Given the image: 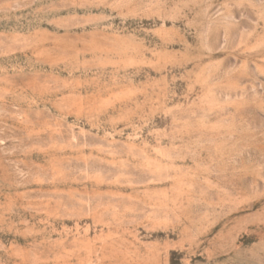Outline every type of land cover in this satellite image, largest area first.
<instances>
[{"label": "rangeland", "instance_id": "obj_1", "mask_svg": "<svg viewBox=\"0 0 264 264\" xmlns=\"http://www.w3.org/2000/svg\"><path fill=\"white\" fill-rule=\"evenodd\" d=\"M0 264H264V0H0Z\"/></svg>", "mask_w": 264, "mask_h": 264}]
</instances>
